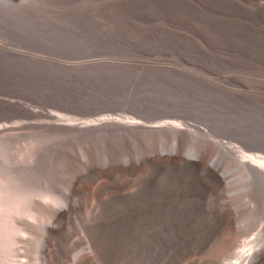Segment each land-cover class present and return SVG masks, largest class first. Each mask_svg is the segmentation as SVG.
Returning <instances> with one entry per match:
<instances>
[{
	"label": "rangeland",
	"instance_id": "rangeland-1",
	"mask_svg": "<svg viewBox=\"0 0 264 264\" xmlns=\"http://www.w3.org/2000/svg\"><path fill=\"white\" fill-rule=\"evenodd\" d=\"M263 31L264 0H0V123L22 124L0 132V264H34L19 251L37 250L35 237L75 178L80 211L95 207L93 228L108 239L98 246L77 219L65 223L55 240L62 264H125L131 256L130 264H184L185 248L211 242L215 192L195 179L188 185L166 164V149L187 145L197 126L264 149ZM35 58L137 64V85L123 93L138 103L114 114L182 120L184 132L130 125L126 115L78 125L112 112L60 119L52 113L82 115L76 102L88 96L45 75ZM241 207L251 234L261 231L264 207ZM31 210L35 233L18 241L15 222ZM208 255L233 259L223 245Z\"/></svg>",
	"mask_w": 264,
	"mask_h": 264
},
{
	"label": "bare ground",
	"instance_id": "bare-ground-1",
	"mask_svg": "<svg viewBox=\"0 0 264 264\" xmlns=\"http://www.w3.org/2000/svg\"><path fill=\"white\" fill-rule=\"evenodd\" d=\"M14 54L22 55V56L24 55L18 53H14ZM35 62H37V64H40V67L44 68L45 75L47 73H50V70L54 68H60V69H66L71 67L86 68L93 65V64H82V63H67L64 61H59L54 59H41V58H35ZM102 65H106V63ZM47 75L50 76L49 74ZM13 104H19L22 106V103L14 102ZM143 110H145V112H148V110L146 109H142V111ZM117 111L118 110L106 111V112H112L113 114H105L94 118L84 117L87 115H76L69 113L65 115L62 114L59 115L56 113H52V114L57 115L60 117V119H64V120L65 119L77 120L76 116L81 118L82 117L87 118L86 121L80 124L78 123L79 126L89 125L90 122H94V121H100L102 123H108V124L117 123L119 122V120L114 115H122V116L126 115L125 119H128L126 123L130 125L136 126L141 124V126L145 125L147 128H151L153 130L166 129L173 131V133L176 132L175 134L177 136L180 134L178 132H181V130L182 132H184L183 126L185 125V122L182 120L161 119L162 121H155V122L152 121L151 123H147L146 121L149 122L150 120L154 119L155 116L144 115L142 117V115L139 114L136 116H132V114L127 115L123 113L114 114ZM103 112L89 114L88 116H94L96 114H100ZM137 116H141L143 119ZM17 124L20 125L21 123H17ZM17 124L14 125V124L0 123V132H7L11 129H14L15 126L16 127L19 126ZM196 128L197 130L192 134H190V140L187 145L184 146L179 141L173 143L170 149H166V164L178 168L181 173L187 175L188 178H184L183 180L189 181L188 182L189 184L185 183V185L186 184L190 185L191 183L190 180L195 179L196 181L205 184L213 189V191L215 192L213 211L215 217L218 220V228H217L216 237L214 239L212 238L213 240H211V242L207 244L206 242H201L193 246H190V248L188 249L185 248L186 250L185 253H182L184 254L182 256H186L185 257L186 262L184 264H264V227H262L261 231H259L258 233L251 234L249 230L250 224L248 223V220L245 218V216H243L242 211H240L242 209L241 203H243L244 206L248 207L250 211L253 210L252 212H254V209L256 208L264 207V149L249 148L246 145L241 144L237 141L218 136L217 134L211 132L209 129L200 128L198 126ZM150 164H154V163H150ZM88 168H89L88 171L91 173L90 169L92 168L91 167ZM126 170L128 172H131L133 170L132 166L129 165V167H127ZM117 171L118 168L116 164H113L107 170L106 175L109 177H113V175L117 173ZM180 185H181L180 187L183 189L184 186L182 184ZM78 186H79V182L75 178L71 182V192L68 194L66 200L63 202L61 207L49 211L51 215L47 223L42 227L43 228L42 233L38 237H35L37 243L36 245L37 250L32 251L33 246L32 248H29L30 246H28L29 248L28 250L23 249L19 251L20 252L19 255L24 256L25 258H27V260L29 259L28 260L29 263L62 264L63 262L62 254H61L62 247L59 244V242L57 243L55 240L59 239L60 229L63 227V225L65 223L75 224V219L79 221V226H81L91 235V238L93 239V242L96 245L100 246L103 240L106 239L105 238L106 230L104 231L102 229L93 228L94 227L93 221L97 217V212L95 211V207L91 208V213L89 214H85L82 211H80L81 209L78 206L80 199H78L76 196V194H78L79 192ZM171 189L172 188H170V190ZM183 190H188V189L184 188ZM35 211L36 210H31L29 212V216L31 219H29L28 221L27 220L20 221L18 219H17L18 221L16 220L17 222H15V225L19 230L18 232H21V234L16 236L18 241L27 243L29 242L28 239L29 234L35 233V223H32L31 221L32 219L36 218ZM7 233L9 234V232ZM231 237H233L234 239L232 242L228 243L227 240ZM80 239L81 238L74 240L76 241V243H79ZM107 239L105 240L106 242ZM219 245H223L225 247L226 253L233 255L232 256L233 259L227 262L222 257L215 258L213 256L208 255L211 249ZM179 251H177V253ZM130 258H132V256ZM130 258L128 257L125 260V264H130L129 262ZM180 259H181L180 257L179 258L175 257V261L172 263L182 264Z\"/></svg>",
	"mask_w": 264,
	"mask_h": 264
},
{
	"label": "water",
	"instance_id": "water-1",
	"mask_svg": "<svg viewBox=\"0 0 264 264\" xmlns=\"http://www.w3.org/2000/svg\"><path fill=\"white\" fill-rule=\"evenodd\" d=\"M139 66L124 62L86 68H54L49 77L61 84L86 94L78 104L84 106L82 115L116 111L122 104H137V100L124 95L123 90L137 85Z\"/></svg>",
	"mask_w": 264,
	"mask_h": 264
}]
</instances>
